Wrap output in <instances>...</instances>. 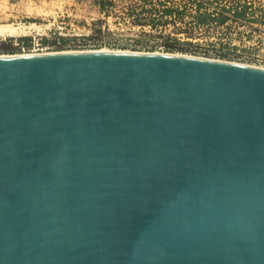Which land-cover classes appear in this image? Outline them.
<instances>
[{"label": "water", "instance_id": "95a60500", "mask_svg": "<svg viewBox=\"0 0 264 264\" xmlns=\"http://www.w3.org/2000/svg\"><path fill=\"white\" fill-rule=\"evenodd\" d=\"M0 264H264V67L0 55Z\"/></svg>", "mask_w": 264, "mask_h": 264}, {"label": "rangeland", "instance_id": "374dc122", "mask_svg": "<svg viewBox=\"0 0 264 264\" xmlns=\"http://www.w3.org/2000/svg\"><path fill=\"white\" fill-rule=\"evenodd\" d=\"M0 0V55L125 50L264 67V0ZM248 4L246 14L236 8ZM178 11L165 14L166 7Z\"/></svg>", "mask_w": 264, "mask_h": 264}, {"label": "trees", "instance_id": "16d2710c", "mask_svg": "<svg viewBox=\"0 0 264 264\" xmlns=\"http://www.w3.org/2000/svg\"><path fill=\"white\" fill-rule=\"evenodd\" d=\"M100 4L105 5L104 0H101ZM249 8H251V6L248 5V4H245V5H242V8L241 9L236 8V11L235 12H236V14L243 15V14H246L247 13V11H248ZM164 11H165V14H171L173 12L178 11V8H176L174 6H171V7L169 6V7H166Z\"/></svg>", "mask_w": 264, "mask_h": 264}, {"label": "built area", "instance_id": "2783aa9c", "mask_svg": "<svg viewBox=\"0 0 264 264\" xmlns=\"http://www.w3.org/2000/svg\"><path fill=\"white\" fill-rule=\"evenodd\" d=\"M21 50H22V53H19V54H30V53H39V52H36L34 49H31L29 46H27L26 44H23L21 46Z\"/></svg>", "mask_w": 264, "mask_h": 264}, {"label": "bare ground", "instance_id": "6f19581e", "mask_svg": "<svg viewBox=\"0 0 264 264\" xmlns=\"http://www.w3.org/2000/svg\"><path fill=\"white\" fill-rule=\"evenodd\" d=\"M17 29V28H13V27H9V26H2L0 25V35H4L5 32H14V30ZM104 51V50H103Z\"/></svg>", "mask_w": 264, "mask_h": 264}]
</instances>
